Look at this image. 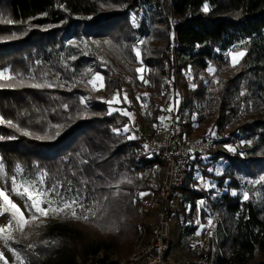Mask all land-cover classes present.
I'll return each instance as SVG.
<instances>
[{"label":"trees","instance_id":"trees-1","mask_svg":"<svg viewBox=\"0 0 264 264\" xmlns=\"http://www.w3.org/2000/svg\"><path fill=\"white\" fill-rule=\"evenodd\" d=\"M0 13V68L13 73L0 81V114L20 129L0 123V157L8 175L29 181L41 176L54 198L78 200L80 215L96 213L88 221L70 213L63 218L99 231L93 238L82 226L56 222L34 250H22L30 264H82L102 251H133L145 213L138 194L153 191L159 198L152 177L155 172L160 182L161 165L124 127L135 107L122 83H129L132 97L145 90L144 123L151 125L145 127L158 129L161 66L171 35L180 69L194 71L195 86L184 82L185 108L191 113L201 105L196 119L181 118L184 138L206 136L216 127L226 132L219 143L247 141L243 151L211 149L213 161L227 166L210 176L221 188L229 181L228 191L213 195L192 185L205 158L189 166L178 190L191 204L190 216L204 222L220 213L215 264H249L257 251L264 252V193L256 198L258 186L250 184L245 200L237 180L264 173V0H0ZM85 37L97 40L95 52L78 47ZM235 49L245 55L226 72ZM103 50L120 72L117 81L100 58ZM210 69H216L213 76ZM97 76L103 77L101 87L93 82ZM111 99L129 115L111 111ZM143 227L148 240L152 226ZM187 248L192 258L211 253L210 246Z\"/></svg>","mask_w":264,"mask_h":264},{"label":"rangeland","instance_id":"rangeland-1","mask_svg":"<svg viewBox=\"0 0 264 264\" xmlns=\"http://www.w3.org/2000/svg\"><path fill=\"white\" fill-rule=\"evenodd\" d=\"M93 17H89V19L92 20ZM86 39L87 37L83 39V43H80V44L77 43L78 47L81 46L83 48L85 45H87ZM87 46L91 49V52H95L98 48L97 40L93 41L92 46L90 45H87ZM239 52H244V51L235 49L229 52L231 62H230V65L225 69L226 72L229 69L231 71L232 68H234L236 65H238L241 62L242 57L239 58L238 63H236L235 65L233 64V55ZM168 55L169 56L164 60L161 66V71L163 74V77H162L163 101H162L161 107H163L166 102L174 101L175 98L178 97V99H180L179 105H181V113H182L181 118L185 121L189 120V118L196 119L201 109V105H199L198 103L195 104L194 108L192 109V112L190 113V110L185 108V103H184L185 102L184 82H188L190 84L192 83V86H195L194 77H192L194 74V71L190 69L188 70L180 69V62L176 59L175 53H174L173 35H171V38H170ZM100 58L103 63L112 66L113 73H114V70L116 69L120 75L119 70L115 67L112 59L106 53L105 50L101 51ZM139 63L140 64L143 63L141 56H139ZM215 71L216 69H212L210 75L213 76V74H215ZM0 73L4 74V76L0 77V81L7 80L8 76H11L13 78V73L10 71L9 68H5V69L0 68ZM119 75H118V79H119ZM101 78L102 79L100 80L95 79L96 81H93L95 83L98 81L97 84L99 87L103 85V77ZM122 87L124 89L126 100L129 101L131 99L132 102L134 100L133 104L135 108L130 109V110H134L136 112L135 114L137 117V122L139 124V127L151 126L149 124L144 123V116H145L147 104H148L145 101H143V97L145 96L144 93H146L145 90H142L141 92H139L138 90L134 89L136 91H135V95H133L132 97L129 94L131 93L132 89L130 88V85L127 81H124L122 83ZM172 90H173V93H172ZM85 97L87 98L88 94L85 95ZM114 102H116L115 99H111L109 102L110 103L109 109L111 111L118 109L116 108L117 105H113ZM118 110L121 111L123 109H121L119 106ZM123 112L128 113L126 109L123 110ZM0 118H2L1 114H0ZM215 118H216V115L214 116L213 121L215 120ZM1 124L5 125L7 123L5 122ZM209 127H212V122L210 123ZM130 129H131L130 137L132 138L137 137L135 125L133 124L130 125ZM213 130L219 131L218 129H216V127H213ZM219 132L222 134L224 138V136L226 135V132L225 131H219ZM220 141H222V139ZM245 143H247L246 140H239L236 142L234 141L232 143H227V144H224L223 142H220V143L218 142V144L214 146L213 150L214 149H228V151H231V152H235L237 150L243 151ZM211 156L212 154L210 153V156L206 157L201 162V164L197 167V169H195V173L193 175L195 182L192 183V185L193 186L195 185L196 188L200 190H212L213 195H219L223 192L228 191L227 187H228L229 181H226L224 186L221 188L219 185V180L211 177L210 175H216V176L221 175L226 169L227 162L222 159L218 161H213V158ZM153 174H154L152 177L153 182L157 183L156 185L160 186V182L158 180L156 173L154 172ZM148 175H149V171L145 174V176H148ZM237 180L239 181V193L240 195H243V199H244V193L248 194L247 186H249L250 184L252 187L258 186V190L255 192V197L261 198L262 194L264 193V173L258 175L255 178H249L246 175H238ZM160 181H161V178H160ZM28 184L35 185L36 188L40 189L43 192H46L47 193V197L45 198L46 200L56 201V203L52 205L53 207H59L61 206V201H65L63 200L62 197L54 198L50 194V190L46 189L41 176L40 178L34 181H29L22 177L16 178L14 176H9L4 166V163L0 157V190H3L7 194L9 199L21 209L25 218L29 220V223L26 224L24 227L23 233H21L18 229H16V225L13 222L12 231H11L13 238L7 243H5L3 239L4 234H0V254H2V258H0V264H5V262H7V264H30V260L26 259L23 256L22 250L29 247V245H31L30 248L34 250V246L36 245L35 242L36 241L39 242V240H41L44 236H46L49 227L56 222L57 223H61V222L67 223L69 221L70 224L73 225L74 227L82 226L85 229V231H88L90 236H92L93 238L97 234H99V231L96 229L97 226L95 225L85 226L84 224L82 225L79 222L71 220V218H68V217L63 218L62 217L63 213H59V214L49 213L47 217H41L37 213L36 214L37 219L32 220L31 219L32 214L29 212L28 207H27V204L30 203V201H27L26 197L19 196L16 194V192L12 191L14 186H17V190L19 191L21 190L20 186H26ZM231 193L233 195H236L238 192L236 190H231ZM138 198L140 199L141 202L144 203L143 212L145 211V213L143 214V219L140 220L139 225H138V229L140 233H139V237L135 240V243L132 249L133 251L138 244L146 243L150 239L149 238L148 240H146L147 237H149V235H146L143 225L145 226V224H148L150 226H153L154 216H155L158 203H159V198L158 196L157 198L154 197L153 191L140 192L138 194ZM199 204H202V202L200 201ZM170 205L172 207V214H171L172 217H170L171 218L170 219L171 237H170V242H169V247H170L169 255L174 258H179V259L192 258V256L189 255V250L187 248L188 245L193 247V249H197V247L206 248L210 246L211 252L216 251L217 246L219 244V235L217 233V225H218V221L222 219L221 216L219 217L220 213L217 211L212 212L210 216L205 218L204 222L201 221L199 216H195V217L190 216L191 204L188 203L185 196L180 192V190L176 191L175 197L170 202ZM2 206H3V197H0V207ZM41 206L44 207L45 209L49 207L47 203H43ZM10 220H11L10 213H5L4 215L0 216V227L7 226ZM209 221H211L210 224H209ZM190 227H197V228L195 229L193 233H189L188 229H190ZM216 239L218 240L217 242H216ZM79 243L80 242L77 241L78 245ZM22 244H25L26 246L22 247ZM115 255L118 257H126V256H121L118 251L110 250V251H102L96 256L90 257L87 263H82V260L81 258H79V256L77 257V259L82 264H107L108 260H110ZM17 256H19V259L17 258ZM249 264H264V252L257 251L255 257L250 261Z\"/></svg>","mask_w":264,"mask_h":264},{"label":"built area","instance_id":"built-area-1","mask_svg":"<svg viewBox=\"0 0 264 264\" xmlns=\"http://www.w3.org/2000/svg\"><path fill=\"white\" fill-rule=\"evenodd\" d=\"M86 44L92 46L93 41L87 38ZM79 48L83 49L81 46ZM118 75L115 69V80H118ZM179 103L178 97L165 103L162 107V122L156 130L139 127L136 112L130 111V120L125 129L130 131V125H135L137 137L146 149L156 154L161 165L159 205L148 242L138 244L126 257L113 256L107 264H215V251L190 259H177L169 255L172 211L170 202L176 191L184 185L189 166L209 156L211 149L223 139L222 134L217 131L203 137L184 138Z\"/></svg>","mask_w":264,"mask_h":264},{"label":"snow or ice","instance_id":"snow-or-ice-1","mask_svg":"<svg viewBox=\"0 0 264 264\" xmlns=\"http://www.w3.org/2000/svg\"><path fill=\"white\" fill-rule=\"evenodd\" d=\"M205 11H207V8H205ZM139 55L140 53L139 51H137V56ZM244 55H245L244 52H239L233 55V64L235 65L236 63H238L239 58L243 57ZM137 71H143V69H138ZM2 76H4V74L0 73V77ZM7 79H12V77L8 76ZM96 79L100 80L102 78L97 76ZM141 79H143V77H141ZM34 86L39 87L40 85H34ZM125 115H129V113H125ZM5 122L8 124L9 127L16 128L17 131L20 130L17 127V125H15L11 120L4 121L3 118H0V123H5ZM24 134L29 135V133L27 132H25ZM0 139H3V137H0ZM20 187L21 190L18 191L17 186H14L12 191L16 192V194L19 196L26 197V200L30 201V203L27 204V207L29 212L32 214L31 215L32 220L37 219V215H36L37 213L41 217H47L49 213H53V214L65 213L66 215L70 213L71 218L76 220H84V221H88L90 219V216H95L96 214L91 209L86 210L88 214L85 215L78 214L76 210V206L78 205L79 202L76 199H73L71 201H61V206L53 207L52 205H54L56 201L46 200L45 198L47 197V193L36 188L35 185L28 184L26 186H20ZM0 197H3V206L0 207V216L4 215L5 213L11 214V220L9 221V224L5 227H0V234H4L3 239L5 243H7L13 238L11 234L13 222L16 225V229H18L21 233H23L24 227L26 224L29 223V220L25 218L21 209L9 199V197L3 190H0ZM244 199L245 200L248 199L247 193H244ZM43 203H47L49 207L45 209L44 207L41 206ZM80 207L82 208V205H80ZM210 223L211 221H209V224ZM29 247H31V245H29ZM0 258H2V254H0ZM17 258L19 259V256H17ZM5 264H7V262H5Z\"/></svg>","mask_w":264,"mask_h":264}]
</instances>
